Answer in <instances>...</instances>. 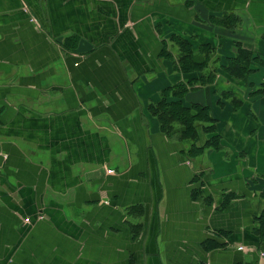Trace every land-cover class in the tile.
Wrapping results in <instances>:
<instances>
[{"label":"crops","instance_id":"0c3cea01","mask_svg":"<svg viewBox=\"0 0 264 264\" xmlns=\"http://www.w3.org/2000/svg\"><path fill=\"white\" fill-rule=\"evenodd\" d=\"M261 60L264 0H0V264H264Z\"/></svg>","mask_w":264,"mask_h":264},{"label":"trees","instance_id":"16d2710c","mask_svg":"<svg viewBox=\"0 0 264 264\" xmlns=\"http://www.w3.org/2000/svg\"><path fill=\"white\" fill-rule=\"evenodd\" d=\"M227 26H233L234 24L230 25V24H226ZM172 38L174 39L175 42L178 43L179 46V50H180V56H179V62L181 65V68L184 71H191V70H196V68L198 66L204 67L207 64H209V60L211 61V57H209L208 59H205L204 61L198 62L195 60V50L193 47L192 42H190L189 40L183 38L181 35L179 34H175L174 36H172ZM237 49V53L235 54V56L233 55V58H230L232 56H227L226 60L224 62V64L222 65L223 70L231 75L232 77L236 76V77H245L247 76L250 72H252L254 70V68H252V65L255 64V62L257 63V56L252 58L253 53L242 47L240 44L237 43V45L235 46ZM212 46H208V49H204L203 52L205 54H207L208 56H211L213 54L212 51ZM210 54V55H209ZM264 61L261 60V64ZM210 76H212V74H210ZM209 80V81H208ZM208 80H203L201 79L202 83H211L212 80L211 78ZM188 88L184 87L183 90H176L174 91V93H177L178 95L176 96V98H169V97H165L166 94H163L161 100L156 103L155 105L152 104V111L153 113H155L158 118L160 120L165 121L166 123L170 122V119L174 118V117H179L180 119H182L183 122H187V126H188V131L192 132L193 134L197 135V131L196 128L194 127V122L190 121V118H192L193 120L195 119H199L201 116H203L204 118L208 119V121L210 122L209 126H207L205 128V131H207L208 133L211 134V138L209 139V141L206 142L205 146H212L215 147L217 149H219V147H221L220 145V136L218 133V127L216 126V120L214 118H212L208 113L204 114L205 112H208L209 107H196V106H191L190 108H186L183 107V103L184 101L182 100L185 96V94L188 92L187 91ZM257 90H264V86L257 89ZM226 95V93H222V99L226 98L224 97ZM221 101V99L219 100V102ZM221 103V102H220ZM174 104H178V106H180L182 109H180L179 113L176 114L174 112V110L172 109V105ZM195 105V104H193ZM184 108V109H183ZM191 108L194 110L196 109L198 112H193V114L190 112ZM200 109V110H199ZM202 111H204L202 113ZM203 147V148H204ZM193 148L194 150H199L200 148H197V146H195L193 144ZM202 148V150H203Z\"/></svg>","mask_w":264,"mask_h":264},{"label":"built area","instance_id":"2783aa9c","mask_svg":"<svg viewBox=\"0 0 264 264\" xmlns=\"http://www.w3.org/2000/svg\"><path fill=\"white\" fill-rule=\"evenodd\" d=\"M240 250H243V251H250L251 248L249 246H244V245H239L238 247ZM262 256H264V252L261 253Z\"/></svg>","mask_w":264,"mask_h":264},{"label":"rangeland","instance_id":"374dc122","mask_svg":"<svg viewBox=\"0 0 264 264\" xmlns=\"http://www.w3.org/2000/svg\"><path fill=\"white\" fill-rule=\"evenodd\" d=\"M201 55H203V54H201ZM210 55V54H209ZM109 172H112V170H108ZM27 221H29V219H26Z\"/></svg>","mask_w":264,"mask_h":264}]
</instances>
